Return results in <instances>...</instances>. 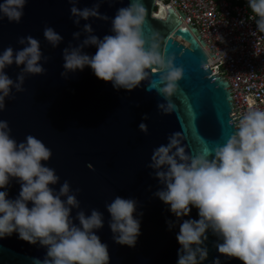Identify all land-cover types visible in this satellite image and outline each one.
I'll use <instances>...</instances> for the list:
<instances>
[{
	"label": "water",
	"instance_id": "95a60500",
	"mask_svg": "<svg viewBox=\"0 0 264 264\" xmlns=\"http://www.w3.org/2000/svg\"><path fill=\"white\" fill-rule=\"evenodd\" d=\"M156 1L161 0H142L146 8L142 26L146 47L153 33H159L165 58L174 56L175 66L183 69L178 89L171 97L175 109L169 114L158 108L165 98L160 93L163 83L155 66L146 69L149 77L131 91L114 89L111 82L98 79L89 66L74 72L63 67V50L81 45L90 35L83 31L84 24H91V35L103 38L112 34L111 18L130 0H78L76 6L81 9L100 3L98 11L109 17L107 21L90 17L76 25L69 0H27L19 23L9 22L7 17L0 19V54L9 46L15 53L26 46L18 42L19 38L31 35L40 42L39 63L45 69L42 74H25L24 91L12 88L5 98V108L0 110V120L8 122L10 136L17 143L32 135L51 150L50 159L42 163L60 177L50 187L58 192L67 181L70 194L79 201L80 208H73L71 213L75 223H79L75 216L80 210L86 215L93 209L102 213L104 225L96 231L108 245L109 264H177L178 221L155 195L163 185L155 177V170L148 167L153 150L167 144L173 133H179L186 152L196 155L211 151L226 143L237 130L238 122L233 121L240 119H232L236 109L232 110L229 83L211 73L209 64L217 60L209 61L196 28L181 26V19L169 5L165 6L164 17L154 16ZM46 27L62 36L55 47L44 37ZM75 32L81 35L74 37ZM82 51L91 55L96 48L85 46ZM22 68L13 63L4 71L16 81ZM141 123L147 125V133L139 129ZM4 190L8 198L14 199L20 184L12 178L7 189H0ZM116 196L136 201L134 217L141 223V235L135 247L113 240L106 205ZM188 218H198L196 208H192L190 217H184ZM169 220L174 221L171 230ZM208 237V257L202 264H213L217 257L220 264H243L218 252L217 237L211 231ZM46 251L39 242L30 244L15 232L0 238V264H34L35 258H45Z\"/></svg>",
	"mask_w": 264,
	"mask_h": 264
},
{
	"label": "clouds",
	"instance_id": "9594fccd",
	"mask_svg": "<svg viewBox=\"0 0 264 264\" xmlns=\"http://www.w3.org/2000/svg\"><path fill=\"white\" fill-rule=\"evenodd\" d=\"M69 2L76 25L90 17L109 20L98 11L100 3L81 9L76 6L78 0ZM26 3L27 0H3L0 19L7 17L9 22L19 23ZM247 3L258 17L257 30L264 33V0ZM145 20L142 0H130L111 18L112 34L103 38L91 35V24H84L83 31L90 35L81 45L63 50V67L74 72L89 66L98 79L111 82L114 89L131 91L149 77L146 69L155 66L163 83L160 93L165 98L158 108L169 114L175 109L171 97L178 89L183 69L175 66L174 56L165 58L159 33H153L150 46L146 47L142 30ZM43 34L53 47L62 40L51 27H46ZM73 35L79 37L81 33ZM18 42L26 46L15 53L9 46L0 54V110L5 108V98L13 87L17 92L24 91L25 74L45 71L39 63L40 42L31 35L20 37ZM85 46H95V53L83 52ZM13 63L23 65L16 81L4 71ZM235 128L226 143L211 151L196 155L186 152L179 133H173L167 144L153 150L148 167L155 170V177L163 185L155 195L169 206L178 221L177 264H202L207 259L205 242L209 231L217 237L215 246L220 254L243 264H264V110L250 107ZM139 129L148 131L144 123ZM10 132L8 122L0 120V189H7L12 178L20 184L14 199L8 198L6 190L0 191V238L15 232L30 244L39 242L47 251L45 258H35L34 264H109L108 245L96 231L104 225L102 213L93 209L86 215L80 210L75 216L79 223H75L71 213L73 208H80L79 201L70 194L67 181L58 192L50 187L60 177L42 163L50 159L51 150L32 135L17 143ZM106 208L113 240L135 247L141 235V223L134 217L136 201L116 196ZM192 208L197 209L198 218L184 219L190 217ZM167 224L171 230L174 221ZM213 264H220L219 257Z\"/></svg>",
	"mask_w": 264,
	"mask_h": 264
},
{
	"label": "built area",
	"instance_id": "2783aa9c",
	"mask_svg": "<svg viewBox=\"0 0 264 264\" xmlns=\"http://www.w3.org/2000/svg\"><path fill=\"white\" fill-rule=\"evenodd\" d=\"M161 2L162 17L169 5L181 19V26L196 28L209 61L217 60L209 67L212 74L223 76L229 83L232 110L236 109L232 119L242 118L250 107L264 110V33L257 30L258 17L247 0Z\"/></svg>",
	"mask_w": 264,
	"mask_h": 264
},
{
	"label": "bare ground",
	"instance_id": "6f19581e",
	"mask_svg": "<svg viewBox=\"0 0 264 264\" xmlns=\"http://www.w3.org/2000/svg\"><path fill=\"white\" fill-rule=\"evenodd\" d=\"M160 5H161V7L164 9V5L162 4V2L161 1H157L156 3H155V5H154V8H153V12H154V16H157V14H156V12L159 10V8H160ZM159 17V16H158Z\"/></svg>",
	"mask_w": 264,
	"mask_h": 264
},
{
	"label": "rangeland",
	"instance_id": "374dc122",
	"mask_svg": "<svg viewBox=\"0 0 264 264\" xmlns=\"http://www.w3.org/2000/svg\"><path fill=\"white\" fill-rule=\"evenodd\" d=\"M156 14H157V16H162V14H163V8L161 7V5H160L159 10L156 12Z\"/></svg>",
	"mask_w": 264,
	"mask_h": 264
}]
</instances>
